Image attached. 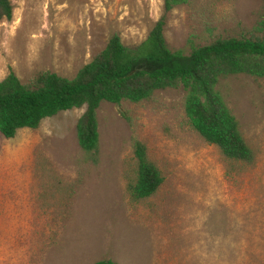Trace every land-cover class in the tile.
<instances>
[{
	"label": "rangeland",
	"instance_id": "obj_1",
	"mask_svg": "<svg viewBox=\"0 0 264 264\" xmlns=\"http://www.w3.org/2000/svg\"><path fill=\"white\" fill-rule=\"evenodd\" d=\"M0 21V80L50 72L71 79L115 34L133 47L162 15L163 0H8ZM260 0H190L165 17L168 50L257 35ZM250 162L224 159L189 128L184 92L96 111V163L77 146L83 108L35 130L0 137V264H264V79L219 81ZM140 142L162 182L133 200L131 143Z\"/></svg>",
	"mask_w": 264,
	"mask_h": 264
},
{
	"label": "trees",
	"instance_id": "obj_2",
	"mask_svg": "<svg viewBox=\"0 0 264 264\" xmlns=\"http://www.w3.org/2000/svg\"><path fill=\"white\" fill-rule=\"evenodd\" d=\"M263 19L257 35L249 38H216L189 52L168 50L162 35L166 15L190 0H163L162 15L142 42L123 46L111 35L104 48L71 79L50 72L36 74L21 84L9 71L0 80V137L11 139L19 130H35L40 122L58 113L83 108L75 125L80 151L96 163L98 133L96 111L101 103L119 106L148 101L156 92L180 88L184 92L183 114L189 128L205 144L215 147L226 160L250 162L251 152L239 126L216 91L219 81L244 75L264 79ZM12 7L0 0V21H9ZM133 178L127 185L133 200L152 196L162 182L145 147L131 143ZM93 264H115L100 260Z\"/></svg>",
	"mask_w": 264,
	"mask_h": 264
}]
</instances>
